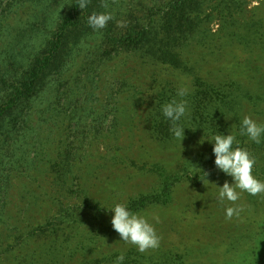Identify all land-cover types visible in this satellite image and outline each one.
Masks as SVG:
<instances>
[{"label":"trees","instance_id":"16d2710c","mask_svg":"<svg viewBox=\"0 0 264 264\" xmlns=\"http://www.w3.org/2000/svg\"><path fill=\"white\" fill-rule=\"evenodd\" d=\"M132 2L90 0L82 10L79 0H0V226L5 237L11 239L9 246L0 248V264H116L121 253L125 255L124 264H156L152 256L121 241L111 220L99 212L87 217L61 209L42 218L24 217L25 227L21 231L16 226L19 220L8 226L13 220L8 212L9 190L18 174L33 172L36 166L40 154L34 152L35 145L30 141H37L41 135V124L65 117L69 110L72 120L89 119L98 134L97 127L107 118L100 102L91 108L87 106L93 97L91 91L61 92L77 58H89L94 53L102 65L128 55L135 58L142 70L165 67L192 77L193 88L184 97L178 96V88L167 83L148 102L151 138L167 143L177 139L170 131L172 122L162 114V106L173 100L187 101L188 113L178 123L186 127L184 135L195 130L205 142L204 149L183 167L184 174L200 171L196 175L205 178L222 172L214 164L213 145L207 139L229 133L235 134L239 146L255 158L253 170L264 171V141L256 144L240 135L245 116L260 115L259 124H264V22L247 17L244 0H151L146 24H130L121 33L116 32L111 20L99 31L88 25L93 13H110L113 6L116 14L121 7L133 10ZM214 21L217 22L213 24ZM211 25L217 26L215 32ZM256 50L261 53L252 57ZM199 51L215 55V60L222 63L234 58L233 51L246 55L237 63L239 78L233 71L213 81L200 75L203 62L192 59L200 55ZM93 67L81 73L85 77L82 80L89 79V72L96 70ZM253 83L258 86L255 93L251 90ZM60 101L66 110L60 111ZM116 150L112 153L115 157ZM59 160L69 161L66 156ZM65 169L71 167L61 168ZM61 170L51 166L55 174ZM146 171L157 178L158 186L155 193L129 203L128 209L134 213L152 203L169 202L173 181L178 180L160 164L149 165ZM84 204L90 207L87 195ZM26 206L30 207V203Z\"/></svg>","mask_w":264,"mask_h":264},{"label":"rangeland","instance_id":"374dc122","mask_svg":"<svg viewBox=\"0 0 264 264\" xmlns=\"http://www.w3.org/2000/svg\"><path fill=\"white\" fill-rule=\"evenodd\" d=\"M150 1L133 0V10L121 7L117 14L116 6L111 7V21L116 32H123L130 24L148 23L152 9ZM244 1L248 7L247 17L264 22V0ZM118 22L123 26H118ZM210 29L215 32L217 26L211 25ZM197 53L200 55H194L192 59L198 63L202 60L200 75L212 81L221 80L224 78L221 75L226 76L229 71L235 72L239 78L241 71L237 73V63L246 56L233 51L234 58L222 63L215 60V55L203 51ZM259 53L256 50L251 55L255 57ZM94 56L93 53L89 58H77V64L67 73L64 87L60 88L63 91H60H91L93 97L87 106L103 105L107 118L97 127L98 134L94 133L96 125L89 119L82 122L72 120L67 107V116L41 124L44 125L41 135L37 141H30L35 145L34 152L40 154L36 166L33 172L27 170L18 174L9 190L8 212L13 220L8 226L19 220L16 226L21 231L25 227L22 223L24 217L42 218L46 214L55 215L61 209L87 217L99 212L111 220L114 213L106 208L116 203L128 207L132 200L155 193L157 178L148 174L146 169L149 165L160 164L178 180L173 181L169 202L152 203L140 212L149 219L160 237V246L144 254L152 256L156 264H264V194L241 193L237 203L242 205L243 211L239 217L228 220L225 208L232 205L221 202L218 193L225 181L232 183V178L223 172L205 178L196 175L200 171L193 174L182 172L185 164L204 149L202 134L193 130L184 135L182 142L159 143L151 138L148 102L154 100L167 83L190 93L192 77L165 67L142 70L135 58L128 55L102 65ZM90 66L96 70L89 72L87 81L82 80L81 77H85L81 73ZM257 87V83L251 85L253 93L257 92ZM63 107L65 105L61 102L60 111L66 110ZM78 113L85 116V113ZM251 117L258 123L262 121L260 115L252 114ZM116 148L118 156L115 157L112 153L117 151ZM63 156L69 161H60ZM52 165L60 170L69 165L71 169L55 174L51 172ZM253 175L264 181V171L253 170ZM86 195L90 198V207L84 204ZM28 202L30 207L26 206ZM10 241L0 226V248L9 246Z\"/></svg>","mask_w":264,"mask_h":264},{"label":"clouds","instance_id":"9594fccd","mask_svg":"<svg viewBox=\"0 0 264 264\" xmlns=\"http://www.w3.org/2000/svg\"><path fill=\"white\" fill-rule=\"evenodd\" d=\"M89 2L90 0H79V8L85 9ZM112 19L111 13H93L88 18V25L94 31H99L104 29ZM118 26H123V23L118 22ZM185 95V89L178 92L180 97ZM187 113L188 104L184 99L173 100L162 106L163 116L173 125L170 131L180 142L184 139L186 127L180 126L178 122ZM240 135H246L251 142L260 144L264 141V124H259L252 117L245 116L241 122ZM207 140L213 145L212 153L216 168L232 178V183L225 181L223 186L219 187L218 193L221 202L227 201L232 205L225 208V218L231 220L233 217H239L243 211L242 205L237 203L241 193L246 192L251 196L264 194V181L253 175L256 160L246 148L239 146L240 142L235 134L213 135ZM106 209L114 213L111 224L121 237V241L135 246L140 253H145L149 249L155 250L160 246V237L145 215L134 213L121 203ZM155 219L158 220V218ZM124 260L125 255L121 253L116 258V264H124Z\"/></svg>","mask_w":264,"mask_h":264}]
</instances>
